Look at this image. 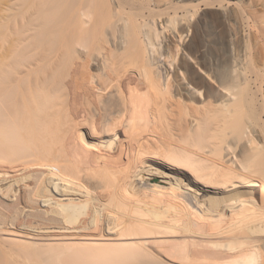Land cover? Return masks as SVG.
<instances>
[{"label":"bare ground","instance_id":"bare-ground-1","mask_svg":"<svg viewBox=\"0 0 264 264\" xmlns=\"http://www.w3.org/2000/svg\"><path fill=\"white\" fill-rule=\"evenodd\" d=\"M241 1L232 0L231 11L238 13ZM110 3L126 8L121 0ZM108 7V0H12L14 38L0 44V170L6 175L36 169L20 179H41L37 191L25 196L34 209L37 199L50 201L51 180L64 183V190L54 185L61 196L81 192L85 208L92 203L106 211L82 228L103 230L102 221L118 234L59 228L47 232L58 235L34 237L5 226L0 234L23 245L127 249L126 258L114 256L125 264L140 258L170 264L163 257L176 264H254L264 247L219 239L237 238L243 230L264 236V184L258 202L250 190L239 189L258 186L249 175L264 172V108L259 121L250 116L243 90L262 75L260 53L252 56L246 42H230L227 79L217 80L213 95L184 80L174 87L164 55L154 49L156 29L140 28L133 12L110 15ZM263 13L264 0H254L252 18L262 19L254 39L264 43ZM96 18H110L109 48L103 42L94 47ZM248 61L252 67L246 70ZM139 62L137 75L129 74ZM261 98L264 106V92ZM86 125L93 142L81 135ZM146 174H162L175 184L150 189ZM208 189L223 195L202 200ZM13 206H7L9 215L0 213V223L14 217ZM36 213L35 219H46ZM46 222L56 223V216ZM152 239L166 241L148 246Z\"/></svg>","mask_w":264,"mask_h":264},{"label":"rangeland","instance_id":"rangeland-1","mask_svg":"<svg viewBox=\"0 0 264 264\" xmlns=\"http://www.w3.org/2000/svg\"><path fill=\"white\" fill-rule=\"evenodd\" d=\"M121 1L126 7L125 9H117V6L111 4L110 0H108V12L110 13V15L115 13L119 17H129L127 13L133 12V14H130V16H132V18L137 17V25L140 28L156 29L158 35L155 37L154 49L158 50L159 53L164 55V60L162 61H164V63L166 62L168 65V72L170 73V83L174 87L177 86V80H184L190 83L193 87L200 88V90H202L205 94L208 93L210 95H213L215 94V92H217L218 81H224L227 79L228 68L225 67V64L230 57L228 48L230 42H232L235 46H239L240 44L246 42V44L248 45V51L252 56L259 52L261 58L260 67L263 70L262 75L258 80L251 82V84L243 85V90L246 91L245 93L249 96V99L246 103V108L249 109V115L252 116L253 114L254 117V115L256 114V120L259 121L258 114H261L263 112L261 111V109L264 108L261 98L262 92H264V43L261 40L255 41L254 39L255 34L258 33L259 28L262 25V19H257V21H255L251 15V12L254 10V0H242L238 6V13H235L231 11L232 9H230L232 0ZM11 4L12 0H0V44H4L5 46H8L14 38L13 14L12 11L9 10ZM109 19L110 18H108L107 21H100L97 18L95 19L94 26L92 27L96 36V43L94 44V47H97L98 42H103L104 45L107 46V48L110 47V45L108 44V31L110 30L108 27ZM72 60H77V55L72 57ZM141 64L142 62H139V65L137 64L131 66V71L129 70L128 73L137 75L136 72ZM251 67V61H248V64H246L244 69L249 70V68ZM179 68L180 70L178 71ZM90 72L93 74L92 70H90ZM206 72H210L214 76L213 80H209L210 78H206ZM259 89H262V92ZM88 128L89 126L86 125L84 127L85 130L81 132V135L86 136L84 138L87 141L93 142V140L87 138L86 131ZM120 137H122L123 140L125 138L123 134L122 136L120 135ZM79 141H81L80 144H85L83 143L84 141H82L81 138ZM92 150L97 151V149L95 148H93ZM107 153L112 154L113 152L111 153V151H107ZM115 155L118 156V154ZM29 167L30 166H28L27 168L28 170L26 169L21 172L12 171V173L6 175L2 170H0V172H3L0 173V202H2V204H0V213L9 215V209L7 206L15 205L11 210L13 211L12 216L14 217L11 219L8 217L9 219L6 218L7 220L4 219V217L3 220H1L2 222L0 223V227L5 226L17 232H23L27 234L29 233L32 236L36 235L34 237H48L49 235H58L59 233L47 232L54 230L60 231L61 229L59 228H66L62 230H68V232L76 231L94 235L101 234V231L102 233L104 231L106 235L116 234V230L113 231L109 229L108 222L105 223L102 221L101 223L102 225H104L103 230L99 228L92 230L83 229L82 227L87 224V221L90 222V225H87L88 227L93 226L92 222L94 218L97 217V215L100 216L102 220L104 218L103 215L106 214V211H104L101 207L98 208L92 205V203H89V208H85L83 206L84 204L81 202L85 199L83 198L84 194H81V192L79 194L77 190H71V192L74 191L73 193L76 194L61 196V191L65 188L63 186L64 183L62 184L61 182V184H59L60 181L58 180L50 181L49 179V181L51 182L50 184L48 181L50 192L54 191L51 194L49 193V195H51L49 197L50 201L46 202L44 200H47L48 198L44 199V197H41L36 200L37 203L31 204V206H34L35 209L29 207V203L27 204V202L25 201L27 200V194L32 192L33 189L35 191L41 183L39 182L41 179H35L36 176L35 178H31L28 181H20V179L24 177L25 174L27 175L36 171L35 168ZM162 171H167L169 173L168 169ZM49 176L50 175L46 174V177ZM249 176L258 181V186H239V189L246 191L250 190L253 194V197L258 202L261 198V184H264V172H256L254 174H250ZM145 178H148L147 185L150 189L168 190L171 188V186H173V184H175L173 179L162 174H146ZM57 184L60 187L63 186L61 191L55 188ZM34 191L32 193H35ZM128 191L126 192L127 196ZM202 194L203 195L200 196L202 200H209L211 196H216V194H218L219 196L223 195L220 192H214L213 189H208L206 190V192H202ZM130 196L132 195H129V197ZM18 199H20V202H22L21 204L17 202ZM54 210L63 212L66 217L59 216V214L57 215V213L55 215V213H53ZM47 211L50 213H48ZM36 212L46 214L45 216H43L46 219L50 216L51 218L52 216H56L57 222L49 225L47 223H49L50 221L46 222V219H37L38 217L35 219V217L32 216V213L35 214ZM226 214L228 216L229 213ZM50 227L55 228L48 229ZM244 232L247 231H240V234L238 235L239 237L237 238H224L219 239V241L250 242L252 243L251 246L259 245L260 247H264V236H247V234H244ZM64 234L70 235L74 233ZM174 240L182 241L184 239H170V241ZM193 240L202 242L204 244L207 242H212L208 239ZM165 241L166 240L160 241L152 239L149 241L150 244L148 246L151 245L153 247H157L158 245H160L159 243L163 244ZM125 250H121V248L116 247L52 248L41 245H23L11 243L7 241L3 235L0 234V264H123L124 262L122 261H120L122 262L120 263L118 262V260H114H116L115 258L117 257L119 258L126 256L127 253H124ZM163 258L170 264H176L175 262H172L165 257ZM128 260H125V262H127L126 264H144L143 261H145L146 259H142V261L140 258V260L136 259L135 261L132 260L130 262ZM146 262L148 264V260ZM254 264H264V257L261 256L257 258Z\"/></svg>","mask_w":264,"mask_h":264}]
</instances>
